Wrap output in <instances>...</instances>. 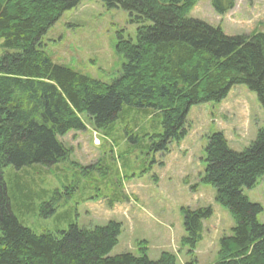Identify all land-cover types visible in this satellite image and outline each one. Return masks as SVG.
<instances>
[{"label":"trees","instance_id":"1","mask_svg":"<svg viewBox=\"0 0 264 264\" xmlns=\"http://www.w3.org/2000/svg\"><path fill=\"white\" fill-rule=\"evenodd\" d=\"M83 1L0 0V264H178L170 253L157 261L145 252L111 257L121 235L118 222L94 229L74 224L58 235L34 233L14 208L24 216L36 193L27 180L9 193L4 171L66 162L71 150L59 138L85 131L83 118L101 131L125 121L134 109L136 118L148 113L161 117L159 147L167 151L168 144L187 135L192 106L219 103L236 86L256 93L264 109V31L230 37L220 27L191 19L199 0H99L109 9L121 8L139 26L136 43L118 42L116 53L126 63L114 82L105 83L55 64L42 48L47 30ZM211 4L225 16L236 0ZM205 161L202 183L216 190V202L236 224L220 240L216 264H264L263 207L244 194L264 177V129L241 153L229 147L222 133L213 134ZM53 204H42L41 216L53 215ZM182 214V246L194 252L213 209Z\"/></svg>","mask_w":264,"mask_h":264},{"label":"rangeland","instance_id":"2","mask_svg":"<svg viewBox=\"0 0 264 264\" xmlns=\"http://www.w3.org/2000/svg\"><path fill=\"white\" fill-rule=\"evenodd\" d=\"M188 17L220 27L230 37L249 36L264 31V0H236L235 8L225 16L215 13L211 0H199ZM138 28L121 8L84 0L47 30L42 48L55 64L112 83L126 63L116 53V46L121 40L136 43ZM1 45L2 41L0 58ZM83 120L85 131L59 138L71 150L66 162L22 171L12 166L5 169L9 193L25 180L30 181L31 193H36L24 216L14 208L20 222L36 234L57 235L74 224L94 229L118 222L121 235L111 257L145 252L157 261L170 253L178 264H216L220 240L230 236L236 224L216 202V190L202 183L206 148L215 133H222L229 147L239 153L255 141L264 129V109L257 94L246 86H236L219 103L192 106L187 114V135L168 144L167 151L159 147L161 117L148 113L136 118L134 109L125 121L120 119L101 131ZM244 194L262 205L259 220L264 224V177ZM50 201H54L55 213L41 216L42 204ZM208 207L213 215L203 223V240L189 252L182 246L186 237L182 210Z\"/></svg>","mask_w":264,"mask_h":264}]
</instances>
